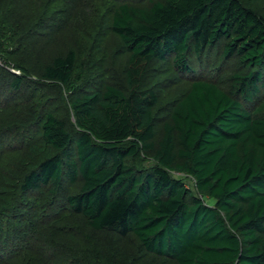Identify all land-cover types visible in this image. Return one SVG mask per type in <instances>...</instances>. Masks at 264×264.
Wrapping results in <instances>:
<instances>
[{
  "label": "trees",
  "instance_id": "1",
  "mask_svg": "<svg viewBox=\"0 0 264 264\" xmlns=\"http://www.w3.org/2000/svg\"><path fill=\"white\" fill-rule=\"evenodd\" d=\"M0 53V264H264V0H0Z\"/></svg>",
  "mask_w": 264,
  "mask_h": 264
},
{
  "label": "rangeland",
  "instance_id": "2",
  "mask_svg": "<svg viewBox=\"0 0 264 264\" xmlns=\"http://www.w3.org/2000/svg\"><path fill=\"white\" fill-rule=\"evenodd\" d=\"M260 2H262V1H260ZM89 4H90V0H89ZM254 6L256 7V9H258L257 2L255 3ZM89 26H90V30H91L92 36L90 34H85L84 33V35L86 37V40H87V43H88V47L82 52V58L83 59H84V56L92 48V44L94 43L96 45V41L93 38L94 34L96 33V27H93L92 24H90ZM71 31L73 32L74 38L70 42V46L72 44H74V43H77V42L81 41V37L77 33H75L73 30H71ZM112 43H111V45H109L110 47L112 46ZM0 67H2L3 69H6V70H8V71H10L12 73L18 74V75H22L23 74L22 71L19 68H17L13 62H10L9 60H7L1 53H0ZM42 92H43L42 90L34 91V97L32 99H38L39 96L42 94ZM56 103L61 104V106H63L64 109H66V107L63 104L64 101H62L61 98L56 99V101H55V99H53V103L52 104H56Z\"/></svg>",
  "mask_w": 264,
  "mask_h": 264
}]
</instances>
